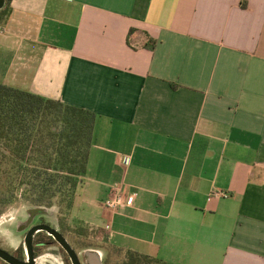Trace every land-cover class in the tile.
<instances>
[{
	"label": "crops",
	"instance_id": "0c3cea01",
	"mask_svg": "<svg viewBox=\"0 0 264 264\" xmlns=\"http://www.w3.org/2000/svg\"><path fill=\"white\" fill-rule=\"evenodd\" d=\"M11 6L0 84L96 114L73 213L165 264H264V0Z\"/></svg>",
	"mask_w": 264,
	"mask_h": 264
},
{
	"label": "trees",
	"instance_id": "16d2710c",
	"mask_svg": "<svg viewBox=\"0 0 264 264\" xmlns=\"http://www.w3.org/2000/svg\"><path fill=\"white\" fill-rule=\"evenodd\" d=\"M12 1L0 10V29L12 15ZM96 114L59 100L0 84V182L2 194L35 204L56 199L71 211L86 175ZM116 264H165L159 258L111 246Z\"/></svg>",
	"mask_w": 264,
	"mask_h": 264
},
{
	"label": "flooded vegetation",
	"instance_id": "af4514ba",
	"mask_svg": "<svg viewBox=\"0 0 264 264\" xmlns=\"http://www.w3.org/2000/svg\"><path fill=\"white\" fill-rule=\"evenodd\" d=\"M52 208L0 191V264H110L96 228Z\"/></svg>",
	"mask_w": 264,
	"mask_h": 264
},
{
	"label": "built area",
	"instance_id": "2783aa9c",
	"mask_svg": "<svg viewBox=\"0 0 264 264\" xmlns=\"http://www.w3.org/2000/svg\"><path fill=\"white\" fill-rule=\"evenodd\" d=\"M137 193H129L123 186H114L110 196L104 202V207L112 212L116 213L123 207H133L137 199ZM230 194L228 192L216 190L210 194V197L222 199L228 198Z\"/></svg>",
	"mask_w": 264,
	"mask_h": 264
},
{
	"label": "rangeland",
	"instance_id": "374dc122",
	"mask_svg": "<svg viewBox=\"0 0 264 264\" xmlns=\"http://www.w3.org/2000/svg\"><path fill=\"white\" fill-rule=\"evenodd\" d=\"M4 182H0V191H2L3 189V184ZM21 194H23V190L17 191L14 195L16 196H20ZM22 204H26L25 202H22ZM53 210H63V211H67L66 208L60 203L59 199H56L54 204H53ZM97 233L95 234L97 239V246L99 247V249H104L103 253L106 254L108 252V254H110L111 256V252H112V248L109 244V239H108V234L106 231L104 230H100L97 229L96 231ZM118 262V258L116 256L112 255V261L110 264H116Z\"/></svg>",
	"mask_w": 264,
	"mask_h": 264
},
{
	"label": "water",
	"instance_id": "95a60500",
	"mask_svg": "<svg viewBox=\"0 0 264 264\" xmlns=\"http://www.w3.org/2000/svg\"><path fill=\"white\" fill-rule=\"evenodd\" d=\"M6 5V0H0V10H2ZM101 261L100 259L98 258V264H100Z\"/></svg>",
	"mask_w": 264,
	"mask_h": 264
}]
</instances>
